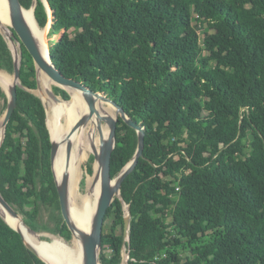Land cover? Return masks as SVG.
<instances>
[{"label":"trees","instance_id":"1","mask_svg":"<svg viewBox=\"0 0 264 264\" xmlns=\"http://www.w3.org/2000/svg\"><path fill=\"white\" fill-rule=\"evenodd\" d=\"M20 1L28 9L35 1L46 27L44 0ZM47 1L49 36L60 35L49 44L55 66L106 93L145 130L144 156L121 185L130 239L117 197L105 218L101 264H122L124 252L127 264H186L182 251L189 264H264V0ZM0 69H15L1 32ZM20 79L0 147V192L34 231L70 240L47 111L34 92L37 69L23 44ZM53 87L67 99L66 89ZM73 94L68 102L86 111L84 98ZM0 95L7 109L1 85ZM117 123L112 178L139 144L135 128L120 116ZM25 161L31 165L24 171ZM44 210L54 225L42 221ZM0 264H48L1 213Z\"/></svg>","mask_w":264,"mask_h":264},{"label":"water","instance_id":"2","mask_svg":"<svg viewBox=\"0 0 264 264\" xmlns=\"http://www.w3.org/2000/svg\"><path fill=\"white\" fill-rule=\"evenodd\" d=\"M10 1V10H11V36L9 37L10 42H19V44H23L29 53L32 55L36 69H37V79H38V88L39 85V78L38 73L39 69L45 71L55 82L56 86L62 87L66 89L74 88L80 90L83 94H85L87 103H88V110L83 112L81 116L75 121L73 126L71 127L68 135H67V149H66V162L69 165L71 160V155L74 147V134L80 128L83 129L87 126L90 121L98 116L101 119V126L98 128V136L102 147V152L100 154V162H101V196L99 199L98 208L95 214L94 226L91 231H87L81 227L76 220L73 218L71 211L69 209L68 203V192H69V180L67 178V173L61 179L56 177L54 171V165L56 161V154L58 150V144H56L52 139V152H51V163L53 172L55 175V180L57 183V188L59 192V200H60V208L62 216L67 223L68 228L72 232V236L79 237L82 241L83 245V252H84V263L83 264H101L100 260V253L102 249V240H103V230L105 224V218L108 212L109 207L112 205L113 201L118 197L123 202L124 206L127 205L129 215H126V239L129 240V227H130V209L129 205L123 200L121 195V185L123 180L135 169L137 162L140 157H143L144 151V141H145V130L143 126L131 119V117L126 113L124 108L119 105L115 100L111 99L106 93L95 91L89 86H87L83 81L75 79L73 77H67L61 70H59L52 61L49 49V61L45 58V51H43L42 47L36 40L31 25L29 24L26 13L24 10L26 8L22 5L20 0H9ZM46 5L48 6V10H51L49 3L47 0H44ZM35 6L36 2L34 1L33 8L34 16H35ZM53 19V16H52ZM53 22V21H52ZM3 35L4 33L0 31ZM5 36V35H4ZM6 38V37H5ZM7 39V38H6ZM8 41V40H7ZM10 45V43H9ZM10 48L13 52L14 56V78L15 83L6 90L8 96V106L5 111L2 126H3V136L0 142V147L5 138V132L7 125L17 107V87L21 85L20 79V66H21V54L17 55L18 53L14 51L12 46ZM53 95L56 98H60L59 95L55 93L52 89ZM42 98V96H41ZM101 99L104 102H109L115 105L119 109V116L124 119V121L130 125L131 127L135 128L138 132L139 136V144L137 151L133 157V159L123 168L121 173L116 177L112 178L111 175V157L112 153L116 146V132H117V122L118 118H112L105 115L98 106V100ZM43 100V99H42ZM44 102V101H43ZM46 107L47 116H48V108L46 102H44ZM48 120V118H47ZM104 123H107L109 126V139L107 141H103V133H102V126ZM48 124V122H47ZM97 159V154H94ZM116 180V184L113 186L112 182ZM0 206L3 207L5 211L10 213L11 215L18 217L21 216L18 211L5 199V197L0 192ZM2 217V212L0 211ZM22 217V216H21ZM23 218V217H22ZM6 220V219H5ZM7 221V220H6ZM24 221V219H23ZM8 222V221H7ZM9 223V222H8ZM25 225L31 230L34 231L31 227H29L26 222L24 221ZM10 224V223H9ZM11 225V224H10ZM16 231H18L21 236L23 237L27 247L31 249L34 253H36L39 257H41L46 263H49L46 259H44L41 254L39 253L36 245L29 244L23 232L13 225H11ZM36 232V231H35ZM39 233V232H37ZM125 251V250H124ZM127 255V261L129 260V253L124 252Z\"/></svg>","mask_w":264,"mask_h":264},{"label":"bare ground","instance_id":"3","mask_svg":"<svg viewBox=\"0 0 264 264\" xmlns=\"http://www.w3.org/2000/svg\"><path fill=\"white\" fill-rule=\"evenodd\" d=\"M27 20L31 25L33 34L45 51V58L49 61V33L52 26V12L49 10L50 18L46 27H40L36 17L34 16L33 8H26ZM0 30L8 37L11 36V10L9 0H0ZM10 45L18 54H21V45ZM40 90L43 93L48 108V126L50 129L51 138L58 144V150L56 154V161L54 165V171L56 177L61 179L67 173L69 180V192L68 203L69 209L76 222L87 231H91L94 226L95 214L98 208L99 199L101 196V162L100 154L102 152L101 143L98 136V128L101 126L100 117H94L90 123L86 132L82 129H78L74 134V147L71 155L69 165L66 162V149H67V135L75 123V121L81 116L84 109L78 106L76 103H70L64 101L61 98H56L53 95L52 89L56 82L42 69H39L38 73ZM15 78L7 76L0 71V84L8 90L14 83ZM84 98L87 109L88 103L85 94L80 90L74 88H68ZM43 99V98H42ZM98 106L101 111L108 117L117 118L119 116V109L109 102L98 100ZM64 118V121H63ZM62 119V120H61ZM0 142L3 136V126L0 124ZM103 141L109 139V126L104 123L102 126ZM90 153L97 154V159L94 164L95 173L91 175L87 182V193L84 195H78L80 182L82 179L83 171L81 166L86 162ZM83 181V180H82ZM82 183V182H81ZM116 180L112 182L114 186ZM5 219L13 225L15 228L21 230L25 236L26 241L31 245H36L41 256L51 264H83L84 252L82 241L79 237H73L71 243L66 242L62 238L54 237V245L52 243L43 241L41 234L31 231L24 223L21 216L15 217L5 211L0 206ZM50 243V244H49Z\"/></svg>","mask_w":264,"mask_h":264},{"label":"rangeland","instance_id":"4","mask_svg":"<svg viewBox=\"0 0 264 264\" xmlns=\"http://www.w3.org/2000/svg\"><path fill=\"white\" fill-rule=\"evenodd\" d=\"M198 11H199V5L197 6H194L193 7V16L194 18L197 17L198 15ZM53 21V19H52ZM47 26V25H46ZM12 28V27H11ZM1 31V30H0ZM205 31H207V27H204L203 30H199V35H200V42H201V47L204 49L205 48ZM5 35V34H4ZM48 35V38H49V43H48V46L49 44L51 43V41L55 40V38H59L60 35H56V36H52L50 37L49 36V33H47ZM5 37L7 38L8 40V37L5 35ZM9 43L10 40H8ZM13 43V42H12ZM13 45L17 46L19 45V42H14ZM1 73L7 75V76H10V77H13L14 75L5 71V70H2L0 69ZM1 85V84H0ZM56 86V85H54ZM1 87L3 88L4 92L6 93V89L1 85ZM54 90V89H53ZM69 90V89H68ZM70 91V90H69ZM68 91V97L67 99H64L63 97L59 96L61 99H63L64 101H70L71 99L74 98V94L72 91H70L73 95V98L70 94V92ZM40 97L42 96L43 100L45 101V98L43 96V93L42 91L40 90V87L38 89H35V91ZM7 94V93H6ZM47 104V103H46ZM5 111H6V108H5V100H4V97L2 95H0V124L2 125V121H3V117H4V114H5ZM243 113L247 112L246 109H243L242 110ZM62 120V119H61ZM63 121H64V118H63ZM89 128V124L87 126H85L82 130L83 132H86L87 129ZM1 129V128H0ZM171 158H177V156H174V155H171ZM96 162V157L94 155V153H90L89 157L87 158L86 162H84L81 166V169L83 171V174H82V179H81V182H80V186H79V190L77 192L78 195H84L85 193H87V188H88V178L93 175L95 173V167H94V164ZM89 164H91L92 166V173H90L88 171V166ZM31 165V162L30 161H25L24 163V171H25V168L26 167H29ZM165 179V178H164ZM83 180V181H82ZM125 207V211H126V215L128 216L129 213H128V207L127 205L124 206ZM42 221L44 222H47L49 223L50 225H54V221L51 219V216H50V212L48 210H44L43 213H42ZM113 223V219H108L106 221V228H105V232H108L109 231V227L112 225ZM39 234H41V238L43 239V241H46V242H50L52 243L54 241V237H58V238H62L63 240H65L66 242L68 243H71V240L73 239L74 236H72V238L70 240H67L65 239L64 237H62L61 235L59 234H53V233H50V232H47V231H43V232H39ZM49 243V244H50ZM51 245H54V243H52ZM103 249H101L102 251ZM105 253L107 254H110L112 253V250L108 247H106L105 249ZM186 264H189L188 262V258L190 257V253L188 251H182L181 252ZM186 255H188V258H186ZM126 261H127V255H125L124 253V260H123V263L122 264H126Z\"/></svg>","mask_w":264,"mask_h":264}]
</instances>
